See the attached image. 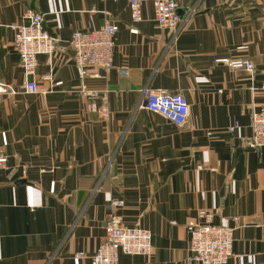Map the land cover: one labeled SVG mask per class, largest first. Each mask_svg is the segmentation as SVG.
<instances>
[{
    "label": "crops",
    "instance_id": "1",
    "mask_svg": "<svg viewBox=\"0 0 264 264\" xmlns=\"http://www.w3.org/2000/svg\"><path fill=\"white\" fill-rule=\"evenodd\" d=\"M177 2L173 33L149 1L133 22L127 0H0V264H89L118 198L123 223L152 232V249L120 252L117 264H202L190 259L185 228L203 221L199 210L233 229L225 264H264V146H247L264 103V0ZM24 9L42 14L55 39L36 55L35 93L22 91L13 45ZM104 20L118 27L112 66L80 79L68 38ZM225 57L254 69L216 61ZM82 83L97 96L81 95ZM146 85L182 92L187 122L146 108Z\"/></svg>",
    "mask_w": 264,
    "mask_h": 264
},
{
    "label": "built area",
    "instance_id": "2",
    "mask_svg": "<svg viewBox=\"0 0 264 264\" xmlns=\"http://www.w3.org/2000/svg\"><path fill=\"white\" fill-rule=\"evenodd\" d=\"M149 1L154 10V21L159 27L170 29L176 33L181 25L183 17L177 12V0H127L130 17L133 22H139L142 17V4ZM194 7L189 9L186 16L190 15ZM23 22L12 26L14 30L13 45L18 54V61L22 69L24 80L21 84L22 91L35 93L37 85L34 80L36 55H49L55 48V39L47 33L42 26V14L29 9L22 11ZM185 16V17H186ZM118 30L117 24L104 20L96 29L74 30L68 38V44L73 50L74 60L80 79L84 77L87 67L99 66L107 70L112 66V53L114 48V35ZM136 32V28H131ZM218 62L226 63L233 69H246L252 71L254 65L250 58H220ZM93 76L98 77L96 73ZM45 79L49 76L43 75ZM264 86V84H262ZM3 86L2 88H4ZM2 89V90H3ZM10 92L11 89H9ZM81 95L96 97L97 91L86 89L84 83L80 84ZM144 105L150 111L166 117L176 124H184L190 112V104L182 92L172 93L166 89L152 88L148 85L142 88ZM250 128L251 137L247 146L259 148L264 146V103L258 110L251 113ZM239 126L235 120L228 127L234 131ZM6 156L0 142V169L5 167ZM122 199L109 200L106 205V219L103 223V240L95 247V251L89 257V264H117L120 252L128 255L151 252L152 232L140 226H127L116 209L122 206ZM199 217L203 221L190 219L185 224L189 234V251L192 261L202 264H225L232 254L233 229L212 222L213 214L205 210H199ZM237 219V217H233ZM83 255L82 252L77 256Z\"/></svg>",
    "mask_w": 264,
    "mask_h": 264
},
{
    "label": "water",
    "instance_id": "3",
    "mask_svg": "<svg viewBox=\"0 0 264 264\" xmlns=\"http://www.w3.org/2000/svg\"><path fill=\"white\" fill-rule=\"evenodd\" d=\"M177 9V12L180 13V9L179 8H176Z\"/></svg>",
    "mask_w": 264,
    "mask_h": 264
},
{
    "label": "rangeland",
    "instance_id": "4",
    "mask_svg": "<svg viewBox=\"0 0 264 264\" xmlns=\"http://www.w3.org/2000/svg\"><path fill=\"white\" fill-rule=\"evenodd\" d=\"M250 60H251V59H250ZM251 61H252V60H251ZM252 63H253V62H252ZM253 65H254V64H253ZM253 69H254V67H253ZM253 69H252V70H253Z\"/></svg>",
    "mask_w": 264,
    "mask_h": 264
}]
</instances>
